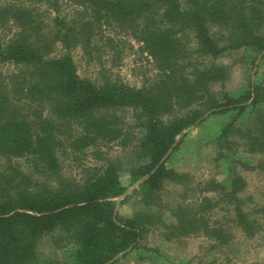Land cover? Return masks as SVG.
<instances>
[{
    "label": "trees",
    "instance_id": "trees-1",
    "mask_svg": "<svg viewBox=\"0 0 264 264\" xmlns=\"http://www.w3.org/2000/svg\"><path fill=\"white\" fill-rule=\"evenodd\" d=\"M64 4L72 10L65 13ZM110 22L143 43L159 70L152 82L137 87L105 71L100 82L79 75L72 50L90 54L96 24ZM0 23L14 28L0 40V66L17 67L9 78L0 74V264H114L153 227L164 228L167 240L203 235L222 246L233 236L224 219H211L217 208L246 237L264 230V205L246 204L238 172L242 166L264 176V81L238 96L212 88L229 76L217 62L226 51L264 59V0H4ZM44 103L50 116L33 107ZM128 110L130 125L118 113ZM210 114L230 115L216 137V160H231L229 186L194 184L167 164L188 133L180 135ZM130 134L137 158L129 185L111 159L83 167L80 179L62 173L60 149L77 156L104 143L128 146ZM237 152L256 156V164ZM135 183L121 205L134 197L142 208L121 215L116 198ZM167 184L205 194L189 201L181 193L168 207ZM46 240L66 248L64 261L40 257Z\"/></svg>",
    "mask_w": 264,
    "mask_h": 264
},
{
    "label": "rangeland",
    "instance_id": "rangeland-1",
    "mask_svg": "<svg viewBox=\"0 0 264 264\" xmlns=\"http://www.w3.org/2000/svg\"><path fill=\"white\" fill-rule=\"evenodd\" d=\"M2 1L4 2L0 0ZM72 8L66 4L63 5L65 13L70 12ZM13 29L11 24L0 23V40L10 37ZM93 44L95 48L90 54L84 53L80 46L72 50L77 71L81 77L100 82L105 71L107 75L119 77L130 85L140 87L146 81L152 82L159 73L153 58L143 48V43L132 35L130 30H121L115 23L96 24ZM254 59L255 53L245 49L223 53L217 62L228 67L229 76L224 83L214 84L213 90L219 95L226 92L238 96L250 89V83L264 81L263 56L260 54L255 62ZM201 60L197 59L196 62ZM16 71L17 67L12 63L0 66L2 78H9ZM33 107H36L43 115L50 116L51 114L50 106L46 103L33 105ZM31 111V109L28 111L30 115L33 113ZM118 113L122 122L130 125L135 121L132 110L118 111ZM206 116L201 125L192 127L180 135L178 141L184 137L185 133H188L179 149L172 152L167 164L178 171L190 174L194 179V184L216 179L229 186L228 178L231 174L228 172L227 165L231 160H216L218 154L216 137L230 115L210 114ZM245 121H247L246 118L241 120L242 123H246ZM73 129L78 128L75 125ZM128 141H130L128 146L118 142L104 143L95 149L88 150L86 154L80 153L77 156L69 148L67 152L62 148L58 152L62 163V173L65 176L80 179L83 167L100 166L104 163V159H111L121 168L122 182L129 185V168L137 156L132 149L135 136L133 138V134L128 135ZM96 150H101L103 158H97ZM237 157H245L249 165L256 164L257 161L256 156L249 154L237 152ZM16 161L26 166L24 159ZM238 172L246 183L242 192L246 204L264 205V176L242 166ZM133 186L136 187L137 183L129 187V192L132 191ZM197 190L199 189L189 190L181 185L167 184L162 192L163 202L171 207L180 201L178 195L181 193L187 195L189 201L205 194ZM129 192L127 191L126 195ZM126 195L116 198L117 208L121 215H128L142 208V204L134 197L121 205ZM226 215L228 216L226 210L218 208L210 214L213 221L217 218L224 219L225 228L232 233V240L225 245L217 246L215 241L203 235L167 240L162 235L164 228L153 227L141 242L138 250L132 251L125 257L122 254L118 255L114 259V264H264V230L253 237H246L233 222L226 221ZM164 217L167 220L172 219L168 208L164 211ZM38 249L42 258L64 261L65 247L50 246L46 240L39 244Z\"/></svg>",
    "mask_w": 264,
    "mask_h": 264
},
{
    "label": "water",
    "instance_id": "water-1",
    "mask_svg": "<svg viewBox=\"0 0 264 264\" xmlns=\"http://www.w3.org/2000/svg\"><path fill=\"white\" fill-rule=\"evenodd\" d=\"M142 180H143V179H142ZM140 181H141V180H140ZM140 181H139V182H140ZM137 184H138V183H137ZM134 185H135V184H134ZM134 187H135V186H133V187H131V188H134ZM127 191L129 192V191H130V188H129ZM127 191H126L122 196L126 195ZM119 197H121V196H119ZM119 197H117V198H119ZM116 204H118V201L116 202ZM115 258H116V257H115ZM115 258H114V259H115Z\"/></svg>",
    "mask_w": 264,
    "mask_h": 264
}]
</instances>
